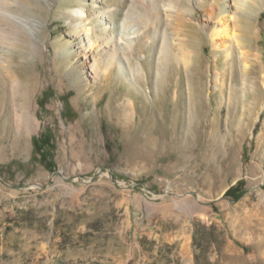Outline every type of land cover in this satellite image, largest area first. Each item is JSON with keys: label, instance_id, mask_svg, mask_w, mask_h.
Masks as SVG:
<instances>
[{"label": "rangeland", "instance_id": "rangeland-1", "mask_svg": "<svg viewBox=\"0 0 264 264\" xmlns=\"http://www.w3.org/2000/svg\"><path fill=\"white\" fill-rule=\"evenodd\" d=\"M162 2L0 0V264H264V0Z\"/></svg>", "mask_w": 264, "mask_h": 264}, {"label": "bare ground", "instance_id": "bare-ground-1", "mask_svg": "<svg viewBox=\"0 0 264 264\" xmlns=\"http://www.w3.org/2000/svg\"><path fill=\"white\" fill-rule=\"evenodd\" d=\"M137 1H143L145 3H149L150 2L151 4H154V8H156V9H157L156 6H157L158 3H161V4L163 3L162 2L163 0H137ZM244 2H245V0L244 1L240 0V2H237L236 3V9L239 10L241 7H243L244 6ZM161 7H162V5H161ZM164 7L165 6H163L162 8H164ZM169 7L170 6L168 5L167 8H169ZM0 13L2 15L4 14L5 16L10 14L8 12H4V11L2 12L1 10H0ZM130 18H131L130 15L126 17V20L122 24L123 31L120 34L121 37L123 39H125L128 43H131L132 34H135V31L131 32V30L134 27L132 25H127V21ZM79 20H80L79 23L76 24L77 32L78 31H88V33H89L90 31H92V28L88 27V24L86 23V20L83 19V17H80ZM228 22H229V20L227 19L224 23H219L218 25H215L212 28V30H211V39H212V42H213L214 49L215 50H223V51H225L227 58H230L233 55L235 48L233 47V43H231L228 40V38L233 36V35L230 34ZM235 38H238V35L235 34ZM164 43H165V46H166V43H167L166 39H165ZM237 45L242 47V44L239 41V39L237 40ZM90 46H91V44H90ZM116 49H117V47L115 46L114 50L111 51L110 48H108V49H105L104 52L108 53L109 56H114L115 57L114 51H116ZM185 50H186V48H185ZM186 52L188 54H192L193 53V51L189 50V49H187ZM129 60H131V59H129ZM193 61H194V55H193V57H190V55H189L188 58L186 57L185 63L188 66ZM105 63H107L105 72H108V71H110L111 65H113V62L109 59V60H106ZM130 66H131V70L130 71L133 74L141 75V73L143 71V65L138 59L134 60L131 63ZM90 68L92 69V73L94 74L95 78L99 77L103 73L102 62L100 60H98V59L94 60V62L90 64ZM121 69H123L122 65H121ZM217 77H219V74H217ZM243 85L248 87V81H245ZM250 88L252 90H255L256 89L255 83H252Z\"/></svg>", "mask_w": 264, "mask_h": 264}]
</instances>
